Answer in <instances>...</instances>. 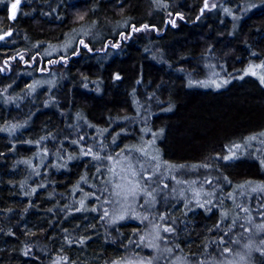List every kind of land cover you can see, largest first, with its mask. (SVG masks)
<instances>
[{"label":"trees","instance_id":"1","mask_svg":"<svg viewBox=\"0 0 264 264\" xmlns=\"http://www.w3.org/2000/svg\"><path fill=\"white\" fill-rule=\"evenodd\" d=\"M216 1L221 25L202 13L201 0H0V264H53L71 260L74 250V264H109L115 253L137 247L134 221L109 219L117 159L151 183L147 162L163 160L173 177L185 168L180 179L216 184L218 201L222 185L231 184L224 175L247 170L223 165L222 143L231 136L222 132L264 125V93L239 80L252 64L264 68L257 55L264 56V0ZM160 3L167 9L154 8ZM260 3L230 34V15ZM125 22L113 35L108 30ZM92 28L103 33L98 42L78 37L66 54L44 55ZM206 66H221L229 87L198 86ZM253 137L260 144L263 136ZM153 181L170 187L162 175ZM156 197V217L178 203L167 196L163 206ZM92 217L93 235H80L77 219ZM197 227L186 221L183 237L199 244L197 252L203 242L212 252L219 230ZM255 258L264 264V254Z\"/></svg>","mask_w":264,"mask_h":264},{"label":"rangeland","instance_id":"2","mask_svg":"<svg viewBox=\"0 0 264 264\" xmlns=\"http://www.w3.org/2000/svg\"><path fill=\"white\" fill-rule=\"evenodd\" d=\"M203 1L200 2V7H204L202 13L205 16L217 17L220 25L225 23L222 19V13L218 17V13L222 11L220 3L216 0H210L207 2L208 7H205L206 2ZM166 6L160 3L154 8L166 10ZM262 6L263 4L260 3L247 11L246 8L249 5L245 8L243 6L238 7V14H234L236 18L231 19L232 15H230V18L228 17L230 20H226L231 25L230 34L239 24L240 17ZM11 7L12 5L8 7V13ZM241 10L244 11L240 13ZM226 12L228 11L224 10V13ZM125 25L126 22L110 27L108 30L113 35ZM96 26L97 23L93 27ZM94 30L93 28L76 30L73 34L68 35L63 43L46 49L44 55L66 54L73 47L74 41L78 37L90 36L92 41L98 42L103 33L97 34ZM244 61H246L245 58ZM262 78H264V68L261 69L258 65L252 64L245 69L239 80L245 84H253L255 88L264 93ZM49 82L51 83V80ZM229 82L222 77L221 66L214 68L213 66H206L204 77L196 81L198 86L214 91H220L222 86L229 87ZM251 125L245 126L244 131H235L236 135L234 134V136L230 135L233 132L228 130L229 128L222 132L223 139L231 136L222 143V154L225 157L223 165L239 163L247 170L231 174L232 177L227 174L224 175V177H228L231 184L222 185V200L220 201L214 196L217 189L216 184L192 180L193 177H191L192 179H182V181L180 179L182 175L188 176V171L185 168H178L176 170L178 175L173 177L171 171H165L164 167L167 165L163 160H160L161 163L158 162L156 166L150 165L148 162L145 165L144 172H148L150 177L153 174L152 183L145 180L146 176L135 169L132 164H127L124 158L112 162L107 189L111 212L109 219L113 223L132 220L135 224L132 227H138L141 232L137 240L134 241L137 247L129 249L126 253H115L113 261L109 264H256L254 262L255 257L264 254V206L261 204L264 201L262 198L264 197V125L257 129H252L255 127H251ZM253 135L256 137L263 136L260 139V144L256 143L254 137L251 138ZM142 149L145 150V148ZM146 152L147 150H145V154ZM145 156L147 159H151L149 154ZM190 172L194 173L195 171L192 169ZM161 175L171 180L170 187H163L162 189L154 186L153 180L161 177ZM154 176L156 177L154 178ZM207 177H209L208 174L202 180H206ZM242 181L244 182L239 183ZM157 194H161L163 197L161 200L163 206L167 204L170 199L169 196L178 201L168 210V216L158 215L156 217L153 214ZM216 201L220 202L221 206H218ZM200 216L202 218L198 219ZM121 217L123 218L121 219ZM205 219L208 221H204ZM186 221L190 226L198 225L197 230H205L206 225L219 230L216 232L217 236L213 234L212 238L221 243L219 242V245L210 252L208 245L204 247L203 242L201 250L197 252L199 244L196 242L193 244L192 239L183 237L182 233L185 231ZM202 222L206 225H203ZM77 223L79 228L76 231L80 235H93L92 227L96 223V218L92 217L89 220L78 218ZM206 234L208 233H204L200 239H204ZM191 243L193 244L191 246V249L193 248L192 254L191 249H188ZM76 258L74 250L71 260H61L53 264H74L73 260H77ZM94 263L84 261L83 264Z\"/></svg>","mask_w":264,"mask_h":264},{"label":"snow or ice","instance_id":"3","mask_svg":"<svg viewBox=\"0 0 264 264\" xmlns=\"http://www.w3.org/2000/svg\"><path fill=\"white\" fill-rule=\"evenodd\" d=\"M18 3H19V0H17V4H18ZM17 4H12V9H13V12H14V13H15V10H16V8H17ZM205 7H208L207 0H206V3H205ZM213 7H215V5H213ZM226 11H227V10H226ZM170 23H172L173 26H175V22H174V21H170ZM144 27L147 28L148 26L145 25ZM138 30H140V29L136 28L135 26L133 27V31H138ZM0 39H3V37L0 36ZM81 43H83V41H81ZM85 46H86V45H85ZM0 71H2V69H0ZM116 78L119 79L120 77L117 75ZM261 82L264 83V78L261 79ZM237 147H239V145H237ZM89 151H91V150H89ZM122 218H123V217H121V219H122ZM165 230L167 231L168 229H165Z\"/></svg>","mask_w":264,"mask_h":264},{"label":"water","instance_id":"4","mask_svg":"<svg viewBox=\"0 0 264 264\" xmlns=\"http://www.w3.org/2000/svg\"><path fill=\"white\" fill-rule=\"evenodd\" d=\"M13 16H14V12H13V9L11 7L10 12H9V18H10V20L13 19Z\"/></svg>","mask_w":264,"mask_h":264},{"label":"bare ground","instance_id":"5","mask_svg":"<svg viewBox=\"0 0 264 264\" xmlns=\"http://www.w3.org/2000/svg\"><path fill=\"white\" fill-rule=\"evenodd\" d=\"M255 69V68H254ZM195 84V83H194ZM217 190V189H216ZM175 240V239H174ZM173 242V241H172Z\"/></svg>","mask_w":264,"mask_h":264}]
</instances>
